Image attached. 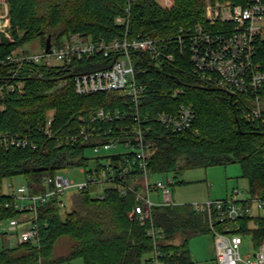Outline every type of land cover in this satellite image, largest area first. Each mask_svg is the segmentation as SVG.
Masks as SVG:
<instances>
[{"label":"trees","instance_id":"trees-1","mask_svg":"<svg viewBox=\"0 0 264 264\" xmlns=\"http://www.w3.org/2000/svg\"><path fill=\"white\" fill-rule=\"evenodd\" d=\"M208 1L175 0L171 9H163L155 0H9L15 42L6 41L0 47L1 58L35 40L45 48L49 37L55 45L70 35L81 34L107 43L148 37L164 43L165 53L173 54L174 59L157 63L135 53L139 82L147 87V96L138 108L119 92H76L77 75L108 69L113 57L97 55L56 67L0 64V87L11 80L12 72L16 73L14 83H24V94L16 90L4 99L0 134L30 143L27 148L0 144V184L24 177L32 193H44L45 179L88 166L87 152L95 146L115 139L121 143L129 138L135 141L126 127H131L135 113L140 112L151 118L145 133L146 143L154 148L148 161L151 176L240 164L250 196L263 193L264 87L260 93L263 117L249 122L246 114L256 107L254 99L232 95L201 79L194 73L188 49L179 47L176 41L181 30L193 31L197 25L208 29ZM222 1L243 7L250 2ZM118 18L125 23L118 24ZM259 58L264 63V44ZM183 104L194 107L192 130L175 133L157 122L158 114L175 115ZM100 110L112 115L119 112L120 117L92 123L91 118ZM51 113L53 121L47 135ZM124 157L104 159L127 167ZM128 157L134 159L133 154ZM96 163L102 166L100 159ZM8 201L7 196H0V221L19 214L6 206ZM137 204L133 193L124 196L120 187H112L103 199L89 191L74 193L68 198L69 211L66 202L63 206L58 202L41 207L39 243L0 251V264H73L77 260L83 264H152L156 258L160 264H193L189 240L212 233L208 216L193 204L156 207L154 226L161 236L154 240L147 232L148 225L129 217ZM244 224L242 233L258 245L264 238V219L249 218ZM62 240H68L71 246L61 256L57 247Z\"/></svg>","mask_w":264,"mask_h":264},{"label":"built area","instance_id":"built-area-1","mask_svg":"<svg viewBox=\"0 0 264 264\" xmlns=\"http://www.w3.org/2000/svg\"><path fill=\"white\" fill-rule=\"evenodd\" d=\"M155 1L163 9H171L175 4V0ZM205 11L208 29L197 25L193 31L181 30L176 40L177 44L183 49H188L194 65V73L201 79L232 95H243L254 99L256 107L246 114V118L249 122H258L263 117L260 93L264 87V63L260 61L259 56L264 44V0H250L246 7L234 5L231 1L209 0ZM117 23L124 24L125 20L118 18ZM11 29L9 0H0V47L6 41L15 42ZM162 44L164 43L148 37L135 39L126 37L107 43L95 41L81 34H73L60 44H52L48 52L46 47L43 48L40 54L22 51L20 47L6 58L0 57V64H11L17 68L23 65L56 67L53 59L64 65L73 60H90L97 55H102L104 58L113 57L115 59L110 68L77 75L76 92L80 95L119 92L138 108L147 96V87L139 82L137 73L139 60L134 58L135 53L147 56L157 63L163 60L173 61V54H166V45ZM11 74V80L0 87V114L5 109L3 102L9 92L17 90L24 94V83L21 81L14 83L16 73ZM53 115L54 113L50 114L46 125L47 135H50L49 128L52 125ZM119 117V112L112 115L100 110L91 118V122H111ZM150 119L147 114L135 113L131 127H126V131L131 132L135 141L129 138L125 143H121L115 139L92 149L94 153L99 154L101 150L107 151L118 145L130 148V152L118 154L125 155L127 167L115 166L111 161L105 165L100 163L102 166L91 170L87 181L80 184L70 181L65 176L66 170H64L54 177L45 179L46 191L39 194L32 193L26 184L15 187L10 183L7 191H4V185L0 184V196H7L9 199L6 206L13 207L19 213L17 217L0 221V234L6 232L5 238L8 241L15 240L16 245L38 244L41 207L58 202L63 206L64 196L68 190L90 192L92 185L108 184L105 191L112 187H120L124 196L129 193L135 195L138 204L129 217L142 226L148 225L149 236L156 240L161 236V232L154 226L153 209L177 203L170 193L169 182L161 179L156 184H152L150 181L152 176L148 170V161L153 155L154 148L145 141ZM156 120L175 133L190 131L195 120L194 107L183 104L177 114L160 113L156 116ZM0 144L6 148L15 145L27 148L30 145L27 139L12 138L2 133ZM131 154L134 155L133 160L128 157ZM97 159L101 160L96 158L95 161ZM129 176L130 181L126 180ZM105 191L103 193L96 191L95 198L103 199ZM160 191H162L161 196ZM153 192L158 193L157 203L151 199ZM240 195L241 193L237 191L231 198L194 206L197 211L208 216L214 236L217 264L243 262L241 250L246 244V238H250V246L247 247L249 257L245 264H264V238L256 245L250 236L242 233L244 223L249 218L264 219V192L247 199L239 198ZM7 221L8 224L5 223ZM152 264L160 263L156 258Z\"/></svg>","mask_w":264,"mask_h":264},{"label":"rangeland","instance_id":"rangeland-1","mask_svg":"<svg viewBox=\"0 0 264 264\" xmlns=\"http://www.w3.org/2000/svg\"><path fill=\"white\" fill-rule=\"evenodd\" d=\"M22 51L30 52L31 54H40L43 50V46L40 40H35L23 45L20 48ZM53 63L59 66L61 62L53 59ZM131 149L123 145H118L110 150H101L99 154L94 153L93 150L87 152V158L90 159V163L86 167H76L74 169H68L65 172V176L70 181L76 184L84 183L87 181L88 173L91 170H95L98 166L96 158H101V164L105 165L108 160L104 159L108 156L124 154L130 152ZM83 171L87 172L84 173ZM243 171L240 164H232L228 166H216L210 168H197L186 170L178 175H155L152 176L150 181L152 184H156L159 180L165 179L169 182V190L173 196L174 202L177 204H206L216 200H225L231 198L234 193L239 191L241 193L239 198H250L249 183L242 177ZM12 183L15 187H19L25 184L24 177H15L13 179H6L3 182L4 191H7L8 185ZM108 187V184H101L99 186L92 185L90 192L95 197V192L100 191L103 193ZM77 190H68L64 196V200L67 204V210L69 211L68 198L76 193ZM162 191H160V196ZM153 202L159 201L158 193L153 192L151 194ZM8 224V221L5 222ZM6 232L0 234V251L9 249L16 246V241H8L4 236ZM246 244L241 250V257L245 264L248 261V249L250 246V238H246ZM71 243L68 240H62L57 247V255H66L70 250ZM189 251L192 256L193 264H217L216 249L213 233H204L198 236H194L189 240ZM73 264H83L82 260L74 261Z\"/></svg>","mask_w":264,"mask_h":264},{"label":"water","instance_id":"water-1","mask_svg":"<svg viewBox=\"0 0 264 264\" xmlns=\"http://www.w3.org/2000/svg\"><path fill=\"white\" fill-rule=\"evenodd\" d=\"M52 46V39L49 37L46 41V51L48 52L51 49Z\"/></svg>","mask_w":264,"mask_h":264}]
</instances>
